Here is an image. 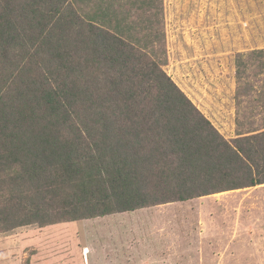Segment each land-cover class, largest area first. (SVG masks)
Wrapping results in <instances>:
<instances>
[{
	"label": "trees",
	"instance_id": "16d2710c",
	"mask_svg": "<svg viewBox=\"0 0 264 264\" xmlns=\"http://www.w3.org/2000/svg\"><path fill=\"white\" fill-rule=\"evenodd\" d=\"M77 6L0 0V230L264 183V128L224 137L163 56ZM237 60L238 92L264 88V48ZM10 190L30 198L12 218Z\"/></svg>",
	"mask_w": 264,
	"mask_h": 264
},
{
	"label": "rangeland",
	"instance_id": "374dc122",
	"mask_svg": "<svg viewBox=\"0 0 264 264\" xmlns=\"http://www.w3.org/2000/svg\"><path fill=\"white\" fill-rule=\"evenodd\" d=\"M73 1L111 33L163 56L164 70L224 137L264 128V111L251 107L264 88L239 93L237 76V55L264 48V0ZM10 191L4 200L21 196L3 202L12 218L30 198ZM81 216L1 229L0 264H264V183Z\"/></svg>",
	"mask_w": 264,
	"mask_h": 264
},
{
	"label": "crops",
	"instance_id": "0c3cea01",
	"mask_svg": "<svg viewBox=\"0 0 264 264\" xmlns=\"http://www.w3.org/2000/svg\"><path fill=\"white\" fill-rule=\"evenodd\" d=\"M207 196V195H206Z\"/></svg>",
	"mask_w": 264,
	"mask_h": 264
}]
</instances>
